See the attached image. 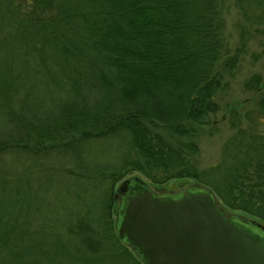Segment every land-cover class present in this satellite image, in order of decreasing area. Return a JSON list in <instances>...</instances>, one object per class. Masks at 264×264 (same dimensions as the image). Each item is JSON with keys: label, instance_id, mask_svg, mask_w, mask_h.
Segmentation results:
<instances>
[{"label": "trees", "instance_id": "trees-1", "mask_svg": "<svg viewBox=\"0 0 264 264\" xmlns=\"http://www.w3.org/2000/svg\"><path fill=\"white\" fill-rule=\"evenodd\" d=\"M230 1L264 26V0H0V264H142L115 234L131 173L264 224L261 75L244 83L257 126L230 105L218 160L195 167L239 61Z\"/></svg>", "mask_w": 264, "mask_h": 264}, {"label": "water", "instance_id": "water-1", "mask_svg": "<svg viewBox=\"0 0 264 264\" xmlns=\"http://www.w3.org/2000/svg\"><path fill=\"white\" fill-rule=\"evenodd\" d=\"M176 187L130 176L113 193L116 237L142 264H264L263 223L197 182Z\"/></svg>", "mask_w": 264, "mask_h": 264}, {"label": "rangeland", "instance_id": "rangeland-1", "mask_svg": "<svg viewBox=\"0 0 264 264\" xmlns=\"http://www.w3.org/2000/svg\"><path fill=\"white\" fill-rule=\"evenodd\" d=\"M228 7L225 16V33L229 39L230 49L236 52L240 49L239 61L237 67L226 76L224 88L219 90L217 102L220 111L214 116L211 115V121L214 124L200 128L195 138L200 149L195 163L198 170L211 166L218 160L223 143L233 132L227 124L230 105H234L238 109V114L241 117L246 118L248 115L254 120L255 106L253 100H250L252 93L245 88L244 83L251 74L261 75L264 80V26L259 24L250 26L233 1L229 2ZM251 11L249 15H252ZM262 119L260 127H256L260 130L264 128V116ZM253 120H251V125H256V119ZM245 124L247 123L245 122ZM135 175L131 173L129 176ZM177 183L171 179L166 186H161L177 189Z\"/></svg>", "mask_w": 264, "mask_h": 264}]
</instances>
